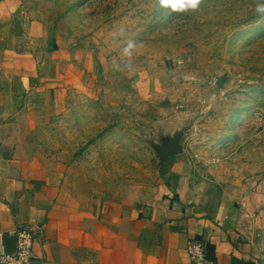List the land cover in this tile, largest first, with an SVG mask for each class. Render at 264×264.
<instances>
[{
	"label": "rangeland",
	"instance_id": "rangeland-1",
	"mask_svg": "<svg viewBox=\"0 0 264 264\" xmlns=\"http://www.w3.org/2000/svg\"><path fill=\"white\" fill-rule=\"evenodd\" d=\"M11 1L0 36L67 51L71 62L57 110L34 133L41 159L105 190L148 182L158 163L148 141L187 126L200 201L211 189L223 214H264L260 0H199L184 11L161 0ZM253 237L264 246L263 229Z\"/></svg>",
	"mask_w": 264,
	"mask_h": 264
},
{
	"label": "crops",
	"instance_id": "crops-1",
	"mask_svg": "<svg viewBox=\"0 0 264 264\" xmlns=\"http://www.w3.org/2000/svg\"><path fill=\"white\" fill-rule=\"evenodd\" d=\"M10 1L0 0V17ZM70 65L67 51L0 36V253L14 251L17 228L35 224L37 264H192V238L215 264H264L253 237L264 230L263 208L223 214L211 189L201 202L184 153L158 162L151 181L106 190L72 165L41 159L34 133L57 110Z\"/></svg>",
	"mask_w": 264,
	"mask_h": 264
},
{
	"label": "built area",
	"instance_id": "built-area-1",
	"mask_svg": "<svg viewBox=\"0 0 264 264\" xmlns=\"http://www.w3.org/2000/svg\"><path fill=\"white\" fill-rule=\"evenodd\" d=\"M39 229L35 224L17 228L14 232L15 249L12 252L0 253V264H37L38 260L33 253V242L40 234ZM187 253L192 264H215L208 258L200 238L190 239Z\"/></svg>",
	"mask_w": 264,
	"mask_h": 264
},
{
	"label": "water",
	"instance_id": "water-1",
	"mask_svg": "<svg viewBox=\"0 0 264 264\" xmlns=\"http://www.w3.org/2000/svg\"><path fill=\"white\" fill-rule=\"evenodd\" d=\"M189 132V127L184 126L173 132L160 133L156 140L150 139L149 145L152 148L155 159L158 162L181 155L185 151L184 142Z\"/></svg>",
	"mask_w": 264,
	"mask_h": 264
},
{
	"label": "clouds",
	"instance_id": "clouds-1",
	"mask_svg": "<svg viewBox=\"0 0 264 264\" xmlns=\"http://www.w3.org/2000/svg\"><path fill=\"white\" fill-rule=\"evenodd\" d=\"M199 3V0H161V4L164 6H171L173 11H184L187 8H195ZM256 12L258 14H264V0H260L257 4ZM131 47V44H129ZM127 51V49H125Z\"/></svg>",
	"mask_w": 264,
	"mask_h": 264
}]
</instances>
